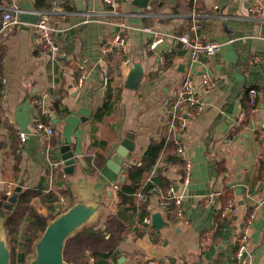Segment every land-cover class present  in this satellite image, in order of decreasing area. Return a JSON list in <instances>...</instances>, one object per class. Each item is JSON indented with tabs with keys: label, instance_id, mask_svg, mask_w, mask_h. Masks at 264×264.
<instances>
[{
	"label": "crops",
	"instance_id": "obj_1",
	"mask_svg": "<svg viewBox=\"0 0 264 264\" xmlns=\"http://www.w3.org/2000/svg\"><path fill=\"white\" fill-rule=\"evenodd\" d=\"M31 1L35 7L37 0ZM113 1L112 8L104 0H46L49 9L36 11L47 13L56 28L61 55L52 58L34 25L19 21L1 31L2 14L14 10L16 0H0V231L12 215L2 198L7 192L12 197L20 184L21 192L39 193L31 206L47 222L61 199L68 209L100 194L92 227L104 230L119 209L117 191L100 171L131 134L134 148L114 182L118 190L129 184L126 169L139 167L151 144L164 139L173 151L161 153L146 174L144 182L158 191L139 192L142 201L137 194L111 264H264V15L254 22L247 12L257 0ZM119 19L128 28L116 52ZM187 32L219 43L220 51L192 60L175 39ZM156 33L162 35L159 42ZM134 64L141 65L143 76L130 90L124 84ZM187 77L203 104L199 113L179 101ZM250 89L258 92L253 106ZM104 104L110 110L95 121ZM172 113L182 116L181 129ZM36 122L56 135L37 134ZM21 132L27 134L22 145ZM62 144L77 159L72 175L62 171ZM187 163L190 182L183 186ZM170 185L182 197L181 218L166 201ZM204 198L211 202L204 205ZM155 213L165 223L160 229L144 223ZM242 231L246 251L237 261Z\"/></svg>",
	"mask_w": 264,
	"mask_h": 264
},
{
	"label": "trees",
	"instance_id": "obj_2",
	"mask_svg": "<svg viewBox=\"0 0 264 264\" xmlns=\"http://www.w3.org/2000/svg\"><path fill=\"white\" fill-rule=\"evenodd\" d=\"M45 3L46 0H37L36 10H48L49 6ZM1 55L0 52V58ZM1 87L0 75V90ZM109 110L108 105L104 104L95 112V121H100L105 112ZM172 149V142H166L164 139L159 143H153L145 151L139 167L134 168L135 170L126 169L129 184L125 183L117 190L119 209L117 215L106 221L104 230L86 227L69 238L63 253V259L67 264H89V260H92L93 264H111L114 261L115 247L131 223L137 194L141 191L148 192L154 185L152 182L150 184L144 182L146 174L152 170L161 153H172ZM155 181L158 182L156 178ZM38 195L39 193L36 191L24 190L21 192L20 190L16 211L6 221L5 227L11 247L10 264L25 263L33 240L37 239L45 229L46 218L31 206L32 199ZM48 196L51 197V195ZM51 199L54 200L53 197ZM144 214L145 212H142V216ZM107 232L110 235L105 238Z\"/></svg>",
	"mask_w": 264,
	"mask_h": 264
},
{
	"label": "water",
	"instance_id": "obj_3",
	"mask_svg": "<svg viewBox=\"0 0 264 264\" xmlns=\"http://www.w3.org/2000/svg\"><path fill=\"white\" fill-rule=\"evenodd\" d=\"M143 6V2L139 4ZM15 10L18 20L21 23L35 25L39 20L31 0H16ZM143 76L140 64H134L128 73L124 87L130 90H136L139 87ZM134 148L131 134H126L115 154L106 162L101 169L100 174L105 179V183H114L122 170L123 161L129 152ZM58 156L63 164L62 171L65 175H72L76 164L74 151L68 144H62L58 149ZM21 185L16 188L12 197H3V202H9L6 206L12 214L18 206V194ZM101 206V195L94 194L93 200H76L66 209L61 210L57 205V212L53 219L46 222L42 234L34 239L31 245L30 253L26 256V264H67L63 259L64 248L67 240L79 233L86 227H92L93 221L98 215ZM7 221V220H6ZM6 224V223H5ZM151 225L156 229L165 226L160 215L155 213L151 217ZM11 247L8 240V232L0 231V264H10ZM200 264V263H199Z\"/></svg>",
	"mask_w": 264,
	"mask_h": 264
},
{
	"label": "built area",
	"instance_id": "obj_4",
	"mask_svg": "<svg viewBox=\"0 0 264 264\" xmlns=\"http://www.w3.org/2000/svg\"><path fill=\"white\" fill-rule=\"evenodd\" d=\"M104 3L106 6L114 7V1L113 0H104ZM248 16L251 21L254 22H262L263 21V15H264V0H257L254 4H252L250 7H248ZM39 14V20L34 25L40 39L43 42V46L45 49V52H47L52 58L61 55V51L59 46L56 44L54 37L56 33V28L54 24L52 23L50 16L45 12H37ZM115 15V14H114ZM19 20L17 17L16 10H5L2 14V22H1V31L8 30L11 26L18 24ZM117 33L114 38V49L116 52H119L126 43V32H127V25L122 19L117 20L114 22ZM196 26H192L190 31H195ZM144 31L150 32L149 28H144ZM155 37L158 38L156 41H160L162 35L159 33L155 34ZM182 46V49L189 53L192 60H197L199 56H213L216 55L221 48V45L215 41H209V40H203L199 36L191 34L190 32L181 34L175 38ZM155 45L152 44L150 47L153 48ZM100 53L105 55L108 53V49L106 45H102L100 48ZM257 59L254 60L256 62ZM204 83H207L206 77H204ZM258 92L255 89H250L248 91V100L249 103L253 106L256 104ZM179 101L186 102L189 106L193 107L196 113H199L203 109V104L201 100L195 95L194 90L192 88L191 80L189 77H187L181 87V91L179 94ZM172 118L174 120H177L180 122V124L177 126L178 129H181L183 126V118L179 114L172 113ZM176 127V126H175ZM170 128V129H175ZM169 129V130H170ZM34 130L37 134L43 135L46 138L55 136V130L42 123V122H36L34 125ZM19 137V143L20 145L24 144L27 139V134L24 132H21L18 134ZM176 146H178L177 143H175ZM177 153L181 154L183 153L181 148H177ZM56 166V165H55ZM190 182V164L185 165V171L183 175L182 185L188 186ZM112 188L117 191L118 186L117 184L113 183ZM151 190L153 192H157L156 186H152ZM11 196L10 192H7V197ZM138 198L140 201L144 200V196L142 194H138ZM181 200L182 197L178 196L175 190L174 185H170L166 194V201L171 202L175 206V215L177 218L182 217V210H181ZM166 202V203H167ZM211 200L208 198H204V205H208ZM59 205L61 206V210H66L65 208H62L64 205H66L64 199L60 200ZM231 207V203L229 204V210ZM254 218L253 214H250L247 219V225H249L252 222V219ZM145 224H150L151 219L146 218L144 220ZM246 241H247V235L244 231L241 232V234L238 236L236 242H237V249L235 252V258L237 261L243 260L245 256L246 251ZM19 263V262H18Z\"/></svg>",
	"mask_w": 264,
	"mask_h": 264
},
{
	"label": "rangeland",
	"instance_id": "obj_5",
	"mask_svg": "<svg viewBox=\"0 0 264 264\" xmlns=\"http://www.w3.org/2000/svg\"><path fill=\"white\" fill-rule=\"evenodd\" d=\"M11 250V249H10ZM16 264H20V263H16ZM23 264H26V263H23Z\"/></svg>",
	"mask_w": 264,
	"mask_h": 264
}]
</instances>
